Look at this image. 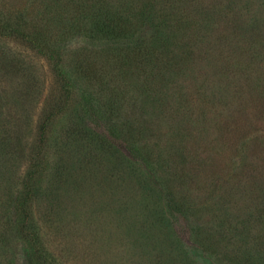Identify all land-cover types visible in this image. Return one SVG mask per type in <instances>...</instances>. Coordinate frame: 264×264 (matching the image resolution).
Segmentation results:
<instances>
[{
  "label": "trees",
  "instance_id": "obj_1",
  "mask_svg": "<svg viewBox=\"0 0 264 264\" xmlns=\"http://www.w3.org/2000/svg\"><path fill=\"white\" fill-rule=\"evenodd\" d=\"M66 1L72 4V10L69 19L60 16L58 34L63 33L64 37L78 34L87 39V44L80 47L82 50L78 52V58L71 62L65 60L62 46L65 42L60 44L56 37L57 43H50L46 39L50 34L30 24L27 18L29 6H18L14 0L0 4L6 6L5 9L0 6V36L17 40L42 56L50 64L63 95L62 102L41 119L31 147L36 151H25L29 170L25 171L22 179L16 180L12 173L5 172V168L7 161L13 160L18 150H25L28 146L24 137L25 128L21 129V117L15 107L16 102L24 99L18 96V84L8 82L5 69L11 55L2 49L0 112L6 115L3 122L12 125L0 134V178L8 179L3 181V185L0 183V199L12 190L16 193L6 200V209L0 210V245L8 244L6 240L13 232L17 237L14 251L19 264H53L43 252L39 226L31 215L30 201L35 194L32 180L42 165L38 156H45L53 113L65 112L68 105H72L75 115L78 114L76 117L84 125L81 126L84 128L81 133L89 135L96 146L103 147L107 154H113L116 163H126L136 186L152 193L154 208L158 205L161 209L170 210L173 215L175 213V218L167 223L166 231L162 229V236H159L168 249L160 252L164 253L161 264L192 261H204V264H264V233L260 230L261 224H264V182H257L258 177L250 173L251 183L242 192L245 196L250 195L255 206L246 208L243 216L235 219L234 223L227 217V202L230 199H226L220 204L226 219L207 226L196 224L190 231L189 245L185 244L175 228V219L183 204L175 200L171 191L167 193L174 201L172 208L155 203L159 200L164 181L156 156L159 151L154 154L147 145L151 129L145 126L143 130L134 128L127 120L122 123L121 118L113 117V112L122 105V96H117L121 92L119 86L129 92L126 104L137 107L138 111H142L145 105L152 109L154 105L158 109L165 106L163 110L170 112L168 117L176 119V139L173 143L183 157L187 154L186 143L190 139L182 131V116L174 110L172 115L168 94L169 84L172 85L176 79L189 80L190 91L194 89L196 99L209 102V105L222 103L234 109L242 108L249 95L264 106V0H123L119 6L113 5L111 0ZM250 2L256 4L254 8L249 5ZM48 6L43 3V7ZM10 14H15V24ZM106 44L112 52L109 63L116 80L114 85L118 86L112 87L115 105L111 107L102 103L100 96L90 87V81L97 78L95 73L99 71L92 67L94 63L90 62L88 55L91 50H100ZM131 75L138 80L131 81ZM78 77H83L84 82L79 83ZM193 98L192 94L189 100ZM188 102L192 104V101ZM225 123L223 120L210 121L209 125L220 130L225 129ZM204 127L208 134L209 126ZM220 135L224 137L223 132ZM220 135L214 140L217 146ZM247 140L253 141L250 142L252 149L258 148V142L261 145L264 143L263 138H246L244 158L249 147ZM186 176L191 178L189 173ZM235 193L231 186L226 188L224 197L231 198ZM185 200L192 206V199ZM171 245H174V250H171ZM236 245L240 253L233 252L232 246ZM198 253H204L200 260L196 256ZM148 256L151 264L159 262L150 254ZM5 261L1 264H14L9 258Z\"/></svg>",
  "mask_w": 264,
  "mask_h": 264
},
{
  "label": "rangeland",
  "instance_id": "obj_2",
  "mask_svg": "<svg viewBox=\"0 0 264 264\" xmlns=\"http://www.w3.org/2000/svg\"><path fill=\"white\" fill-rule=\"evenodd\" d=\"M8 1L0 0V4ZM14 1L18 6H29L27 18L30 24L50 34L47 41L57 43L59 39L60 44L65 42L62 46L67 62L78 58V52L82 50L80 47L87 44L86 37L78 34L64 37L63 33L58 34L57 31L60 16L70 18L72 4L66 0ZM110 2L117 6L123 4V0ZM43 3L49 6L45 8ZM249 5L254 8L256 4L250 2ZM0 6L6 8L5 5ZM9 17L13 24L17 22L15 14ZM107 46L91 50L88 59L94 63L92 67L99 71L95 73L97 78L90 81V87L100 96L102 103L111 107L115 105L112 87L116 86V80L109 63L112 52ZM2 49L11 55L5 69L8 82L18 84V96L24 99L16 102L15 107L21 117V129L25 128L23 131L28 146L25 150H18L14 159L7 161L5 168L6 173H12L18 180L29 170L25 151H36L31 147L36 140L41 119L62 102L63 95L50 64L33 49L12 38L0 36V52ZM127 51L130 52L129 49ZM135 76L131 75L130 80H138ZM78 81L84 82L83 77H78ZM189 84V80L178 78L168 86L172 115L174 110V113L182 116L180 119L175 114L183 122L182 131L190 139L186 143L187 154H183V157H180L181 152L177 151L173 143L176 139V119L168 117L170 112L163 110L165 106L158 109L154 105L153 110L145 105L142 111H138L137 107L126 104L129 92L119 86L121 92L117 96H122V105L113 112V117L121 118L122 123L127 120L134 128L142 129L145 126L151 129L147 145L154 154L159 151L156 156L164 181L159 200L155 203L172 208L174 201L167 193L171 191L175 200L183 204L175 219V228L182 241L188 245L190 231L196 224H218L224 218L225 211L220 204L226 199H230L227 202V217L233 221L240 219L246 208L255 206L250 195L246 193L245 196L242 192L251 183L250 173L258 177L257 182H264V143L261 145L258 142V148L252 149L250 142L253 141L247 140L249 147L244 158L246 138L264 140V106L249 95L242 108L234 109L222 103L209 105V102L196 99L194 89L192 87L193 91H190ZM192 94L194 98L189 100ZM188 101H192V104ZM77 115L72 105H68L65 112L53 113L49 143L44 148L45 156H38L42 165L32 180L35 194L30 201V211L39 226L46 258L53 264H151L150 254L152 259L159 261L155 264H161L164 253L160 252L168 249L167 244L161 243L159 236H162L161 230L167 228V223L175 218V213L173 215L170 210L161 209L158 205L154 208L152 193L136 186L126 163H116L113 154H107L103 147L96 146L89 135L81 133L84 131L81 126L84 125ZM4 116L5 113L0 112V134L12 125L3 122ZM222 120L226 121L223 125L225 129L218 130L217 126L209 125L210 121ZM204 126H209L208 134ZM222 132L224 137L220 135ZM218 135L220 144L217 146L214 140ZM188 173L191 178L186 176ZM0 179L2 185L4 180L8 181L3 177ZM231 186L236 193L231 198H225L226 188ZM15 193L12 190L2 195L0 210L6 209V200ZM185 198L192 199V206ZM260 230L264 233V224H261ZM15 235L10 233L11 237L8 235L9 239L6 240L8 244L0 245V264L6 262L7 258L19 264L14 251L17 244ZM232 249L240 253L238 245L232 246ZM171 250H174V245H171ZM201 254L204 253L196 255L198 260L203 258ZM185 264H204V261Z\"/></svg>",
  "mask_w": 264,
  "mask_h": 264
}]
</instances>
